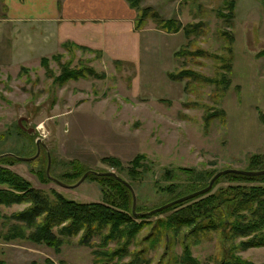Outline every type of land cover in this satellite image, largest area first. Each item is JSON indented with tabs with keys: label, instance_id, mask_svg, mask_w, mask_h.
Instances as JSON below:
<instances>
[{
	"label": "rangeland",
	"instance_id": "1",
	"mask_svg": "<svg viewBox=\"0 0 264 264\" xmlns=\"http://www.w3.org/2000/svg\"><path fill=\"white\" fill-rule=\"evenodd\" d=\"M157 2L149 6L164 18L179 17L183 24L203 21L199 34H182L177 49L191 40L192 49L201 47L209 55L175 56L171 49L176 43L158 41L151 45L149 57L143 53L138 65L109 58L100 49L69 43L72 40L57 48L43 45L39 37H33L30 53L22 52L19 46L25 45L14 46L11 37H23L24 28L5 23L0 0L2 165L49 197L57 191L76 202L105 204L120 196L112 181L101 180L92 172L74 184L87 170L112 171L131 185L136 215L203 188L219 170L260 169L259 161H264V1L236 0L229 23L216 12L222 0ZM221 11L227 12L224 8ZM146 25L155 26L156 22L147 17L142 26ZM35 30L32 28L33 35ZM222 31L232 35L226 86L221 60L214 57L227 55ZM182 67L215 80L172 79L168 75V71ZM20 123L34 130L27 132ZM37 147L39 152L33 158H20L33 156ZM47 151L49 174L68 186L46 175ZM223 174L210 191L228 184L245 190L264 181ZM127 191L132 201L129 188ZM28 203L0 205V264H100L98 258L104 250L119 247L124 248V254L118 252L110 262H126L136 255L140 264H179L177 257L184 243L191 257L201 264H214L226 249L230 252L231 245L246 238L230 236L224 240L218 230L183 238L179 236L182 231L177 236L168 231L165 235H172L171 241L164 234L153 241L155 221L166 215L161 209L146 213V222L128 238L109 239L104 244L108 231L104 226L83 241L82 228L61 236L56 249L26 236H12L15 220L11 214ZM231 252L254 263L264 262V245H237Z\"/></svg>",
	"mask_w": 264,
	"mask_h": 264
},
{
	"label": "trees",
	"instance_id": "2",
	"mask_svg": "<svg viewBox=\"0 0 264 264\" xmlns=\"http://www.w3.org/2000/svg\"><path fill=\"white\" fill-rule=\"evenodd\" d=\"M127 2L136 11V28H140L144 24L145 18L152 17L158 28L170 32L182 30L186 37H189L193 33L199 34L202 31L201 26L203 21L183 24L178 18H164L160 16L149 5L142 6L140 0H127ZM235 3L236 0H222L221 7L216 11L219 16L225 17L228 23L233 15ZM223 8L227 10L226 13L221 11ZM222 34L225 35L226 39L225 47L227 55H215L214 57L221 60V68L223 69L221 75L223 78L222 83L226 86L230 80L226 72H231L230 59L232 57V49L230 42L232 41V35L227 31H222ZM67 42L69 40L63 41L65 44ZM69 43L79 45L73 41ZM192 43L194 44L193 41L189 40L186 44L175 50V56L209 55L201 47H193L194 49H192L190 47ZM42 59H45V56H42ZM168 75L172 79L183 77L194 79L200 77L205 81L215 80L186 67H182L178 71L170 70L168 71ZM5 157H10V154L3 158ZM1 161L0 159V205H11L15 202L23 201L29 202L24 209L11 214L12 219L15 220V223L11 226L12 236H26L29 240L46 242L58 249L63 240L61 236L66 234L72 235L82 228L84 230L82 240L84 241L89 239L94 230L108 226V231L103 236V243L105 244L109 239L132 236L138 230V226L146 222L144 219L148 216L146 213L136 215V213L132 212V201L127 191L128 187L113 175L97 174L101 180L112 181L113 187L119 189L120 196L118 200L106 204L101 202H76L57 191H54L52 196L49 197L43 189L34 186L27 178L2 165ZM259 162L262 165L259 168L264 167V161ZM252 168L255 167H251L250 169ZM223 175L229 176L232 179L248 178L264 180V173L248 175L227 172ZM219 177L215 179L214 183H216ZM202 180L203 177L200 178V181ZM242 188L239 185L228 184L226 187H220L219 191L209 190L200 198L191 197L163 208L162 211L166 212V215L163 218L158 217L156 219L153 227V241L157 240L162 234H164V238L167 236L169 241H171L172 235H165L168 231L174 236H177L182 231L179 235L180 237L186 238L188 235H194L197 238L200 237L203 231L218 230L224 240H228L230 236H246V238L239 240L237 244L242 248L264 245V181L258 186H250L245 190ZM173 190L170 189L169 191ZM140 210L141 208H139ZM55 226L57 227L56 230L53 229ZM183 230L187 233L184 234ZM237 245H231L230 249L232 250ZM123 250L124 248L121 247L116 249V251L104 250L101 253L103 257L101 259L98 258V261L100 264L142 263L136 255L131 256L126 262H110L111 259L113 260L117 256L115 254L118 252L124 254ZM228 250L226 249L225 253L214 264H264V262H251L232 254L231 250L230 252H226ZM177 260L179 264H201L199 260L190 256L187 243L183 244V250L180 256L177 257Z\"/></svg>",
	"mask_w": 264,
	"mask_h": 264
},
{
	"label": "crops",
	"instance_id": "3",
	"mask_svg": "<svg viewBox=\"0 0 264 264\" xmlns=\"http://www.w3.org/2000/svg\"><path fill=\"white\" fill-rule=\"evenodd\" d=\"M141 3L155 5L158 0ZM5 23L24 28L23 37L13 39L22 52L30 53L34 38L43 45L72 40L102 50L109 57L140 64L143 53L149 57L151 45L164 41L181 42V30L170 32L152 26L135 27L136 11L127 0H1ZM158 3V2H157ZM170 17V16H168ZM178 17V16H177ZM179 18V17H178ZM21 25V26H20ZM37 28L35 35L32 28ZM26 34V35H25ZM34 37V38H33ZM176 45V46H175ZM22 47V48H20Z\"/></svg>",
	"mask_w": 264,
	"mask_h": 264
},
{
	"label": "water",
	"instance_id": "4",
	"mask_svg": "<svg viewBox=\"0 0 264 264\" xmlns=\"http://www.w3.org/2000/svg\"><path fill=\"white\" fill-rule=\"evenodd\" d=\"M20 120H21V119H19V122H20ZM20 126H21L23 129H25L27 132H31V131L34 130L33 127L25 128L21 123H20ZM37 142H38V141H37ZM43 145H44V144H43ZM44 147H45V146H44ZM45 149H46V147H45ZM38 152H39V148L37 147L36 153H35L33 156H23V157H20V158L30 159V158H33L34 156H36V154H38ZM16 157H17V156H16ZM49 162H50V157H49V153H48V151H47V166H46V172H47V175H49L52 179H54V180H55L56 182H58L59 184L64 185V186H68V184H66L65 182H63V181H61V180H59V179H56L55 177H53V176H51V175L49 174V172H48ZM92 172H93V173H97V174H110V175H113V176H115L118 180H120L123 184H125V185L129 188V190L131 191V193H132V203H131V209H132V212H133V213H137V212L135 211V195H134V193H133V189H132L131 185H130L127 181H125L124 179H122L121 177H119V175H117L116 173H114V172H112V171L96 172V171L87 170V171H85V172L81 175V177L76 181V183H75L74 185L78 184L80 181H82V180L84 179V177H85L87 174L92 173ZM226 172H237V173L248 174V175H257V174H263V173H264V168H260V169H237V168H225V169L219 170V171H217V172H216V173L210 178V180L208 181L207 185H205L203 188H200V189H198V190L192 191V192H190V193H187V194H185V195H182V196H180V197H177V198H175V199H172V200H170V201H167V202L163 203L162 205H159V206H157V207H155V208H152V209H150V210H147V211H145V212H139V213H147V214H149V213H151V212H154V211H157V210H161V209H163V208H166V207H168V206H170V205H172V204H175V203H177V202H180V201L186 200V199H188V198H191V197H193V196H195V195H198V194H201V193L207 192V191L211 188V186H212L213 182L215 181V179H216L219 175H221V174H223V173H226Z\"/></svg>",
	"mask_w": 264,
	"mask_h": 264
}]
</instances>
